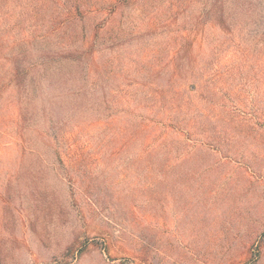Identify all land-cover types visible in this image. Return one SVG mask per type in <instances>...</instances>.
Returning a JSON list of instances; mask_svg holds the SVG:
<instances>
[{
  "label": "rangeland",
  "instance_id": "obj_1",
  "mask_svg": "<svg viewBox=\"0 0 264 264\" xmlns=\"http://www.w3.org/2000/svg\"><path fill=\"white\" fill-rule=\"evenodd\" d=\"M89 1L88 73L0 6V264H264V0Z\"/></svg>",
  "mask_w": 264,
  "mask_h": 264
},
{
  "label": "trees",
  "instance_id": "obj_2",
  "mask_svg": "<svg viewBox=\"0 0 264 264\" xmlns=\"http://www.w3.org/2000/svg\"><path fill=\"white\" fill-rule=\"evenodd\" d=\"M16 1L18 0H0V6H8ZM21 3L23 13H28L27 19L20 16L21 24L31 22V33L24 37L21 43L33 44L32 47L35 49H32L31 46L20 49L16 55L20 63L25 61L28 56H31L32 60L36 57V61L27 66L40 72V75L49 73L53 68L57 72L71 71L74 66H80L88 73L95 52L93 48L63 49L55 41L62 40L64 27L77 20L76 15L84 6L94 7L91 2L89 0H21ZM261 18H264V13ZM16 68L19 66L16 65Z\"/></svg>",
  "mask_w": 264,
  "mask_h": 264
}]
</instances>
